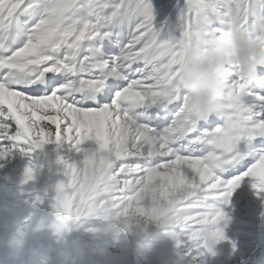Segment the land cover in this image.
<instances>
[{
	"label": "snow or ice",
	"instance_id": "obj_1",
	"mask_svg": "<svg viewBox=\"0 0 264 264\" xmlns=\"http://www.w3.org/2000/svg\"><path fill=\"white\" fill-rule=\"evenodd\" d=\"M252 4L0 0V161L28 155L27 185L39 175L31 157L46 145L77 156L67 163L57 155L62 179L44 189L57 236L114 218L126 233L165 228L177 246L198 243L201 256L225 242L236 250L226 236L231 196L246 179L258 198L264 193V95L249 90L264 92V73L245 82L229 70L206 113L188 110L176 81L193 30L249 33ZM254 40L264 49V31Z\"/></svg>",
	"mask_w": 264,
	"mask_h": 264
},
{
	"label": "rangeland",
	"instance_id": "obj_2",
	"mask_svg": "<svg viewBox=\"0 0 264 264\" xmlns=\"http://www.w3.org/2000/svg\"><path fill=\"white\" fill-rule=\"evenodd\" d=\"M208 2L210 6L219 8L222 0H208ZM252 12L253 15L248 21V30L249 35L254 39L264 31V7L253 0ZM163 21L164 16L158 15L157 25L160 26ZM174 27V18L168 17V24L164 30L171 31ZM224 30H227V26H224ZM219 34L215 33L213 38ZM229 70L235 74L234 69ZM253 93L262 95L260 92ZM40 151L41 153L36 152L31 157L37 165L39 175L35 181L27 185H22L21 179L23 170L29 162L28 155L14 151L5 160L0 161V249H3L8 239L10 234L8 229L13 226L19 229L28 220L29 224L24 235L28 243L39 239L53 244L58 250L66 251L64 241L47 227L51 220L52 193L49 191L46 194L44 189L56 182L49 174L43 156L45 155L58 168L60 180L64 164L56 163L57 155L67 163L75 162L77 156L67 147L57 151L51 144ZM251 184L252 181L249 179L243 181L231 196V208L226 209L231 215L226 236L228 241L236 245L235 251L231 243L225 242L216 246L215 256L209 254L201 256L195 251L199 246L198 243L186 242L177 246L167 229L149 225L142 231L132 232L137 234L139 247L135 244L118 243L110 249L106 259L93 258L90 264H261L264 261V193H260L258 198ZM37 196L43 201L40 206H34L32 203ZM42 220L45 222V227L37 231V225ZM70 232L71 238L85 240L90 238L83 230L74 229ZM56 259L57 257H54V260Z\"/></svg>",
	"mask_w": 264,
	"mask_h": 264
},
{
	"label": "clouds",
	"instance_id": "obj_3",
	"mask_svg": "<svg viewBox=\"0 0 264 264\" xmlns=\"http://www.w3.org/2000/svg\"><path fill=\"white\" fill-rule=\"evenodd\" d=\"M262 66L264 49L248 32L228 27L213 38L206 30L196 29L191 33L189 51L176 83L188 98V110L206 113L221 100L230 68H238L241 80L251 82ZM18 230L15 226L8 229L10 234L0 249V264H90L93 258L106 259L118 243L140 246L137 234L126 233L114 218L98 222L94 231L83 230L90 236L87 240L71 238V232L60 235L66 251L39 239L28 243L25 237L18 238Z\"/></svg>",
	"mask_w": 264,
	"mask_h": 264
},
{
	"label": "bare ground",
	"instance_id": "obj_4",
	"mask_svg": "<svg viewBox=\"0 0 264 264\" xmlns=\"http://www.w3.org/2000/svg\"><path fill=\"white\" fill-rule=\"evenodd\" d=\"M258 70H259V69H258ZM249 90L252 91V92H255V93L258 92L257 90H255V89L252 88L251 86H249ZM258 94H259V93H258ZM228 178H229V177H228ZM228 178H227V179H228ZM227 179H225V180H227Z\"/></svg>",
	"mask_w": 264,
	"mask_h": 264
}]
</instances>
